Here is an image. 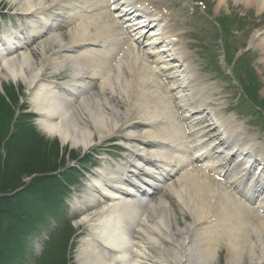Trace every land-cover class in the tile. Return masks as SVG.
<instances>
[{
    "label": "bare ground",
    "instance_id": "obj_1",
    "mask_svg": "<svg viewBox=\"0 0 264 264\" xmlns=\"http://www.w3.org/2000/svg\"><path fill=\"white\" fill-rule=\"evenodd\" d=\"M10 1L15 3L16 15L20 14L24 17L29 37L41 40L36 43L35 49L29 52L15 53L18 52V49L29 46V41L25 45L20 39L13 41L12 33L9 37L1 36L0 83L9 81L15 85L21 84L26 89L30 97L29 101L33 104V110L38 114L37 125L47 136L57 137L61 145L68 144L71 148L87 149L93 144L91 142L110 138L111 133L122 134V130L125 128L136 131L134 126L138 124L142 130L146 129L144 134L140 132L128 136L122 134L127 141L125 144L129 154L134 156L135 162H139L138 165H135L131 161H127L132 170L124 171V173L127 177L131 173L136 178L149 176L161 184L170 180L180 168L196 162L198 156L207 162L199 168L200 172L196 171L190 179L192 177L198 179L195 183L196 187H212L213 194L208 196L212 201V208L209 210V207L203 203L201 206L192 205L191 207L189 202L182 201L181 203L184 205L183 217L189 219V223L181 229L177 228L179 225L177 221L171 222L173 217L168 211L169 204L166 200L159 198L155 204L146 202L139 189L133 188L136 184L128 181L123 176V172L119 170L115 175L113 172H106V169H102L103 175L93 177L88 183L85 194L89 199L80 217L75 221L76 225L86 224L93 232L80 239L74 256L76 263L214 264V253L217 249L219 251L223 249V252L226 253V264H263L264 245L259 240L264 235V223L256 226L252 232L246 231L240 226L237 220L255 218V216L249 207L239 202L236 195L249 203L256 202L255 209L264 211V193L261 192L259 195L258 189L254 186L256 183L244 179L248 175L245 163L239 162L230 168L225 165L226 163L224 164L222 159L210 162L209 158L220 142L213 140L215 128L209 129L205 136L202 130L210 127L209 115H214L213 117L224 132L226 142L235 146L247 147L249 152H255L251 145L253 136L247 137L239 123L226 117L222 119L217 117L220 115L216 109L220 105L219 94L214 91L213 87L202 85L201 79L196 77L189 61L183 55L184 45L176 43L173 35H168L164 28L160 27L157 30L160 32L145 43L148 46L147 52L145 49L131 52L132 55L137 56L134 58L130 55L134 60L133 63L127 64L118 61L116 68L111 65V68H105L103 71L102 67L97 68L94 64V59L98 56L99 51L86 49L88 45H98L93 41V38L98 36L97 34H85L83 33L84 28L79 26L75 30H69L67 35L65 33L62 35L52 34L45 39H42L41 35L44 33L43 30L48 29V27L45 29L46 21L49 19L46 13L54 7L63 9L69 6L70 10L63 16L65 23L68 24H73L75 21L76 17L71 14L74 11L78 13L79 17L86 16L89 12L97 13L98 22H101L98 24H104L103 22L116 24L113 19L106 20L104 18V6L109 5V0L106 4L101 2L102 0H49L47 2L51 4L49 9L40 8L45 0ZM133 1L136 4L144 2V0ZM237 1L244 8L254 6L256 11H260L264 5V0ZM143 8L145 10V7ZM44 13L46 18L37 22L35 15L45 17ZM146 13L158 22V26H163L161 23L168 21L167 15L160 13L158 7L154 5ZM106 30L108 31V29ZM150 35L151 33L148 37ZM129 36L128 41L122 33L120 37H117L118 42L127 44L125 52L138 44L134 36L130 34ZM255 39L256 35L252 36L250 43ZM256 40L255 56L258 57L256 64L263 71V76L264 36ZM50 49L51 51L47 52ZM164 50L173 57V60L167 59L166 56L164 60L162 56ZM62 53L71 55L55 56ZM148 55L153 59L150 60ZM35 57H38V60L33 62ZM160 61L164 66L171 67V71H165L166 74H164L159 68ZM178 64L180 65L178 66ZM48 68L49 70L53 69L51 71L53 78L68 70V80L62 84H57L55 79L45 82L40 76L44 75ZM138 68L150 70V73L143 74L145 76H154L155 78L157 76L159 79L162 77L161 75L164 76L169 87L162 82L161 87L171 103H175L179 110H184L181 120L189 128L188 133L178 131L175 137L170 138L165 133L149 131L158 125L164 126V121H153L150 120L152 118L145 116H139L140 120L135 124L130 121L126 106L129 97L119 98L115 94L111 79L109 81L105 72L112 70L117 76H122L121 73H124L130 77H136L138 74L135 69L140 71ZM184 71L186 72V81L182 84L180 81L184 78ZM181 75L183 77L179 79ZM96 80L101 82L96 85L94 82ZM140 81L145 84L141 79ZM260 85L264 86V82H261ZM76 98L79 99L76 100ZM159 99L163 100L161 97ZM123 105L124 109L119 112V107ZM193 110L197 112L195 119L188 114V111ZM202 123H204L203 129L200 126ZM180 135L187 136L189 144L182 141ZM180 145L185 148L187 154H191L189 159H174L172 152H179ZM261 151L262 148L259 147L257 152ZM225 157L228 155L226 154ZM227 160L230 161L228 158ZM164 168H171V170L167 171ZM226 168L227 170H225ZM202 170L211 171L215 177H221L224 183H218L216 179L202 175ZM199 181L202 182L199 183ZM100 182L102 190L98 187ZM161 184L155 188L157 190L155 194L162 192L166 196L178 198L177 193L172 189V184L167 185L168 189ZM123 188L128 189L131 194L128 191L125 192ZM226 188L233 192L234 199ZM145 190L143 189L142 192ZM255 196L258 199H255ZM96 197H100V200H96ZM83 203L80 202V205ZM202 229L208 233L202 232ZM240 233L245 234L247 238L253 237L259 241V252L261 253L254 260L251 257L246 261L240 260L238 251V235ZM193 242L196 247L192 244L191 247L185 246ZM204 242L205 248H198ZM215 264L220 263L216 262Z\"/></svg>",
    "mask_w": 264,
    "mask_h": 264
},
{
    "label": "rangeland",
    "instance_id": "obj_2",
    "mask_svg": "<svg viewBox=\"0 0 264 264\" xmlns=\"http://www.w3.org/2000/svg\"><path fill=\"white\" fill-rule=\"evenodd\" d=\"M49 0H45L42 2L41 6H50V3H47ZM168 3L175 2L178 5V8H171V12L175 14L174 16L177 18L176 24L174 25L175 31H178L181 36V42H183L186 46V52H188V55L196 62L199 63L201 67H204L206 70L205 72H202V76H215L214 68H212L208 62V54L213 53L216 49V45L220 44L219 39L214 38L211 35H207L206 33H202L201 29H199V21L197 19V15H193V17L197 20H191L189 16L188 7L185 4L186 2H182L180 0H167ZM212 3H221L222 0H208ZM229 2V0H227ZM229 5H232V1L229 2ZM17 11L15 3H12L10 0H0V34L3 33H9L11 31L18 32L21 30L23 26H25L24 18L22 16H16L14 13ZM66 10H60L57 8H53L50 10V13H65ZM62 14V15H63ZM247 17L244 18V22L248 23H241L236 24L232 23L230 25V30L232 33L231 36H223V40L228 39V45L231 49V53L235 54L236 48H243L249 46V40L251 35L254 32H257L258 29H264L262 26H255V23L257 21H260V19L264 15H260V13H256L255 10H252L250 13H247ZM77 19L74 24H72V27H70L71 24L64 23L59 15H55L49 20L47 25L51 24H62L64 25V30L56 31L55 33L61 34L64 33L67 30H70L73 27L78 28L83 27V33L85 34H98L100 38L102 36H105L104 33L101 32L99 29V24H94L89 20L87 17H83L80 19V17L77 15ZM232 17V16H231ZM41 17L39 15H35V20H40ZM173 27V26H172ZM241 27L243 30L242 32L239 29ZM257 27L255 30H251V28ZM205 34L204 36H201ZM48 36L45 35L42 39H45ZM22 38L24 41L27 40L28 35H22ZM104 39V38H102ZM36 43H31L28 48L26 49L28 52L31 49L36 48ZM241 44V45H240ZM243 45V46H242ZM242 46V47H241ZM100 49H106V48H100ZM25 49H23L24 51ZM48 50L47 52H50ZM124 51V50H122ZM253 50H249L248 53L251 55ZM132 57L136 58L137 56L131 55ZM130 55H124L119 54L115 57L114 60H116L117 57L120 58V62L131 64L134 62ZM38 60V57H35L33 59V62H36ZM112 61V63H115V61ZM97 62L101 65L102 68H111V60L109 57L105 54H102ZM255 71L257 70L254 66L253 62L251 61ZM115 65V64H114ZM215 66H217V61L215 63ZM139 69V68H138ZM53 69L46 70L44 76H42V79H51V71ZM136 77H130L127 74H122V76H117L112 70H110L107 75L111 74V85L114 88V92L116 95H118L119 98H125L129 97V100L126 101V106L129 111L130 115V121L136 122L139 119V116H145L146 118H152L150 120L153 121H164L165 125H158L156 128H154V133H161L166 134L168 137L173 138L176 132H178L180 129L178 127V122L175 119V116L172 114V110L170 107L167 106L166 101L164 100L162 96V88L158 84L156 78L154 76H145L143 74L150 73V70L148 68H145L144 70L138 71ZM68 70L63 72L61 75L58 76V82H63V79H66V74L68 75ZM258 72V71H257ZM108 77V76H107ZM264 79V76H262ZM140 79L145 83L142 84ZM8 85L10 89H7V87H4V91L2 93L0 92V191L5 190L6 188H12L13 186H17V182H21L25 177H27L30 174H37V173H43L47 172L46 170H51L56 163L59 162L65 164V158L68 154H72L74 157L77 154H83L82 149L80 147L71 148L68 144L61 145L59 141L56 139L57 137H48L46 134L40 130L37 129L40 134L44 135L48 139H36L34 134L32 132L28 131H22L20 128L23 125V119H20L17 121V123L14 125V130L16 132L14 134H9V130L11 127V120L14 115L13 109L17 105L19 106L20 102H24L28 104V110H32V104L29 101V96H26L24 93L26 92V89L21 84H14L7 81L3 82ZM214 83L220 90L224 88L221 83L212 82ZM4 84V86H7ZM17 85H20L21 87L17 89ZM3 87V85H2ZM264 90H260V95L264 97L263 94ZM5 94V95H4ZM25 96V98L20 99V96ZM238 91L234 88H229L227 91H223L222 96V102L224 105H226L227 99L232 96H237ZM259 95V96H260ZM163 98V100H160L159 98ZM261 98V97H260ZM26 99V100H25ZM229 103L232 105L234 104V101L232 100ZM15 106L13 107V105ZM119 112L124 109V105L119 107ZM234 112L233 113H226V116L231 117L233 119L234 115L239 116L243 121L246 122L247 125H255L256 131L260 132V141H264L263 136V130L260 127L261 122L255 118V115L250 113L247 110L241 109V104L238 103L237 106H234ZM253 120L254 122H252ZM263 121V119H262ZM33 123L36 125V119L33 120ZM137 129V128H136ZM140 130V129H138ZM6 132V134H5ZM128 132V130H126ZM136 132V131H135ZM137 131L136 133H138ZM182 132V131H180ZM125 133V132H124ZM130 134V133H128ZM127 134V135H128ZM6 136L8 138V142L6 140ZM96 140V137L94 138ZM39 140V141H38ZM106 141H100L98 143H95L97 145L98 149V156H101L103 159H107L106 164H111L110 167L114 166L115 164H119L123 167H127L128 163H126L122 158H125L126 160L132 161L133 158L128 154H126L124 151L120 152L118 155L119 157L116 158L115 155H111L109 158L104 155V151L106 148H108ZM94 143V142H93ZM112 144V143H111ZM110 144V145H111ZM13 147V148H12ZM92 146L89 148L91 149ZM91 150H88V153ZM116 151V150H114ZM88 160V158L86 159ZM85 159L82 161L84 162ZM104 161H99V163H95L94 165H90L88 162L85 161L84 164H86L89 168L93 170V172H98L97 166L102 168V163ZM133 162V161H132ZM58 164V163H57ZM59 166V165H58ZM8 168L10 170L7 172L3 177V172ZM129 169V168H128ZM186 169V170H185ZM185 172L190 171V167L185 168ZM182 170V171H184ZM180 171L172 180L176 179L181 172ZM184 172V173H185ZM13 173L15 176L11 179V182L8 184H4V177L10 176V174ZM71 171H64L62 172V177L65 178L68 174H70ZM182 173V174H184ZM23 174V175H22ZM181 174V175H182ZM22 175V176H21ZM75 175V174H74ZM180 175V176H181ZM179 176V177H180ZM191 176V175H190ZM13 180H16V183H13ZM198 179H194L193 177L188 180L184 179L182 181V184L180 187L182 189H178L179 194L182 196L183 200L189 202L192 205L201 206V203H203L205 206L209 207L210 210L212 208V201L208 198L209 195H212L213 192L211 189L207 187H198L195 188V183ZM18 182V183H19ZM199 183H201L199 181ZM17 184V185H16ZM87 181H83V184L77 185V191L76 193L71 195V198L67 200L68 204L70 205L68 207L69 210V216L71 218L70 223L74 224V220H76L77 217H74L76 212V209L71 208V205L75 203L76 198L84 200L86 199L84 196V191L86 187ZM40 187L42 189L40 190ZM63 189V186L57 185L54 182H50L48 180H44L42 186L34 187V193L28 198L27 203L29 201L32 202V205L35 206V200L37 197L43 198V200L48 203L51 206H58L62 207L61 203L54 200L56 198L57 194L60 193ZM51 192V195L49 194ZM155 196V195H154ZM160 196V194H158ZM26 195H19L14 200L16 203H18V206L15 208L16 210V216L14 219H16L19 215L24 213H29V207H25L23 201L26 199ZM174 203L172 205L171 215L173 216V220L171 222H179L178 229H181L186 224L189 223V219L183 218L180 214L179 210L182 209L181 206L176 202L175 199ZM155 203V202H152ZM59 210V208H58ZM1 216V214H0ZM34 220L37 222V224L40 222V214L39 212H36L34 215ZM9 221V220H8ZM10 222V221H9ZM8 226V223L2 224V229L5 230ZM11 227V226H9ZM86 226H72L73 233L68 242L66 241L67 232L63 234H59L56 237H52L53 234L57 233V228L53 227V230H46L43 232V234L40 233L41 240L47 241L46 244H49L47 249L40 250L42 257L39 259L41 260L40 264H76L74 262V255L76 253L78 242L81 239V237L86 236L90 233V231L85 228ZM173 227H175V224H173ZM27 228H24V226H19L18 230H24ZM2 233V231H1ZM205 234H203V237ZM263 237V236H262ZM33 240V239H32ZM264 245V242H262ZM193 245L196 247L193 243H190L188 245ZM67 246V249H66ZM33 248L35 249V246L33 245ZM198 248H205V242L202 243ZM31 250V249H30ZM238 251H239V257L241 261H246L250 257L254 260L259 256L261 252H259V241H256L253 237L247 238L245 240H241L238 244ZM33 253V258L30 261V259L25 260L29 264H34L35 260L38 258L40 253H35L31 250ZM216 257V256H215ZM226 257V253L220 254V256H217L220 264H226L224 262L223 258ZM217 262V261H216Z\"/></svg>",
    "mask_w": 264,
    "mask_h": 264
},
{
    "label": "trees",
    "instance_id": "obj_3",
    "mask_svg": "<svg viewBox=\"0 0 264 264\" xmlns=\"http://www.w3.org/2000/svg\"><path fill=\"white\" fill-rule=\"evenodd\" d=\"M10 170H8V168L3 172V175H2V177L7 173V172H9ZM15 175L13 174V173H11L10 174V176L8 177V176H5L4 177V184H8V183H10L11 182V179L14 177ZM1 178V177H0ZM19 182V181H18ZM18 182H17V184H18ZM13 183H16V180H13ZM13 188V187H12ZM12 188H6L5 190H3L2 189V191H7V190H10V189H12ZM4 198H6V200H13L11 197H4ZM3 199V198H2ZM11 209H14V207L13 206H11L10 207ZM2 245H0V253H1V250H2Z\"/></svg>",
    "mask_w": 264,
    "mask_h": 264
}]
</instances>
